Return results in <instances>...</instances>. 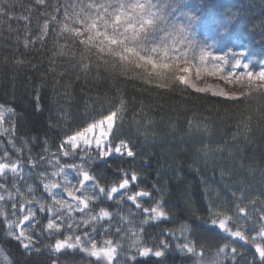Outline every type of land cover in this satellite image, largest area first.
<instances>
[{
  "label": "snow or ice",
  "instance_id": "6c2138e0",
  "mask_svg": "<svg viewBox=\"0 0 264 264\" xmlns=\"http://www.w3.org/2000/svg\"><path fill=\"white\" fill-rule=\"evenodd\" d=\"M184 2L30 0L26 4L24 0H0V47L4 46L2 42L6 37L3 33L7 31L12 37L11 43L16 46L9 49L13 69L34 71L40 77L37 89L44 86L45 75L63 78L68 71H75L84 76L96 73L110 79L140 82L145 88L170 91L173 85L182 84L185 88H195L196 92L213 91L210 87H196L190 81L186 74L190 71L188 65H191L197 76L201 73L219 75L227 68V74L221 79L243 78L254 89L256 96L264 97V67L258 72L250 70L249 63L243 59L244 52H231L230 56L215 55L197 40L194 31L197 16L184 10ZM17 8L20 10L17 11ZM21 47L24 53L20 52ZM25 54L31 58H26ZM4 60L7 62V57ZM65 65L68 67L65 68ZM45 66L46 71H39ZM240 68L247 71L237 72ZM178 72L185 74L177 75ZM27 80L31 86L32 77L27 76ZM213 95L225 96L226 93L216 91ZM35 99L38 103L39 91ZM126 111L127 102L121 96L114 111H109L100 119L93 118L86 126L65 130L55 152L50 151L47 139L38 159L32 156L29 147L28 163L34 171L26 172L19 159L3 150L0 155V180L4 181L0 183V218L7 225L6 236L18 241L26 254L40 251L35 247L33 238L37 228H40L41 235L46 233L58 237L49 248L63 257L59 264H86V258H95L91 264H135L138 257L152 254L160 258L165 255L164 250L168 248L165 241L160 242L164 250L145 246L143 228L133 227L131 212L126 216L119 210V206L127 200L145 214L142 225L152 220L167 219L165 193L153 184V188L161 193L160 199L155 201L154 206L145 207L138 201L144 197L151 199V192L138 190L128 194L131 187H138L140 176L135 171L118 169L121 178L108 187L101 183L104 177L96 172L99 164L114 154L136 156L124 140L115 143L114 122L118 117L122 120ZM14 116L13 108L0 104V136L7 137L8 143L19 155L22 149L15 144V123L11 120ZM256 116V123L264 125V111L257 110ZM146 125L150 127L151 121H147ZM251 126L252 117L248 116L246 122L236 125L237 133L251 132ZM188 128L208 133L207 127L201 129L200 124L192 120L188 121ZM110 133L112 139H109ZM200 150L205 155L224 152L222 146L213 149L207 144ZM61 157L79 162L62 163ZM240 166H244L242 161ZM48 168L51 170H46ZM248 170L254 171L251 167ZM261 171L264 173V169ZM9 175L12 177L11 184L7 182ZM26 177H35L36 183H30ZM121 190H125L124 194L117 197ZM260 191V197L251 198L244 190L239 196L233 192V197L241 201L235 204V211L227 204L215 205L208 201L207 212L211 224L231 236L249 240L256 248L260 264H264V243H261L264 242V184ZM105 200L113 201L117 210L102 206ZM245 200L247 203H243ZM186 204L192 206L190 196ZM249 221L251 226L246 227ZM125 224L127 227L123 226ZM249 231L255 232V235H246ZM167 232L176 235V230L168 229ZM113 234L118 237L115 241L110 238ZM179 235L184 237L185 243L177 247L196 257L193 264H251L229 243L218 246L216 252L207 258L203 246L198 249L196 242L190 238L194 233L187 223L180 225ZM125 240L127 244L123 243Z\"/></svg>",
  "mask_w": 264,
  "mask_h": 264
},
{
  "label": "trees",
  "instance_id": "16d2710c",
  "mask_svg": "<svg viewBox=\"0 0 264 264\" xmlns=\"http://www.w3.org/2000/svg\"><path fill=\"white\" fill-rule=\"evenodd\" d=\"M29 2L24 0L26 4ZM183 7L197 16L194 23L196 38L215 55L230 56L231 52L246 51L243 59L249 63V69L256 71L264 64V0H185ZM203 30L209 35H213L212 31L219 34L222 45L231 52L208 42ZM3 35L6 39L2 42L4 46L0 47V104L15 110L11 120L15 123V144L22 149V153L18 155L8 143V138L0 136V155L6 149L13 158L24 164L26 172L34 171L28 163L29 147L32 156L38 159L47 139L50 151L55 152L65 130L73 126H86L93 118L100 119L109 111H114L122 96L127 102V111L122 120L117 118L115 143L124 140L136 156L124 155L118 159L112 156L100 163L96 172L104 177L101 183L108 187L120 175L118 169L135 171L140 176V182L147 185L142 187L137 184L138 187H131L128 194L138 189L156 193L153 184L165 193L164 206L172 213V218H161L143 225L140 223L145 246L157 250L160 241L168 243L166 233L172 228V221L187 222L193 229L197 243H220L222 237L209 223L205 204V192L219 181H223L225 186L235 185L238 191L244 189L247 195L256 196L253 193L256 192L258 197L261 196L260 189L264 184V173L261 171L264 169V125L256 123V113L257 110L264 111V97L256 96L254 90L250 92L251 95L227 100L193 91L182 84L173 85L172 90L166 91L155 87L145 88L140 82L122 78L110 79L96 73L84 76L75 71H68L63 78L45 75L44 86L37 89L40 77L34 71L13 69L9 49L16 46L11 43L12 37L7 31ZM20 52L24 53L22 47ZM25 55L31 58L29 54ZM253 64H256L255 69L252 68ZM59 70L64 71V68ZM39 71H46V66ZM226 74L227 68L219 76ZM27 76L32 77L31 86ZM37 91L40 94L38 103L35 99ZM248 116L252 117L251 132L240 135L236 125L246 122ZM189 120L200 124L201 129L207 127L208 133L189 130ZM147 121H151L150 127L146 125ZM205 144L213 149L222 146L224 152L205 155L200 150ZM241 161L243 167L240 166ZM61 162L74 161L69 162L68 158L61 157ZM249 167L254 171L250 172ZM26 178L30 183H36L35 177ZM3 182L0 180V183ZM7 182L11 184V176L7 177ZM189 196L191 207L186 204ZM138 202L145 207L153 206L149 198ZM102 206L117 210L113 201L105 200ZM124 209L138 210L127 200L119 206L120 211ZM6 226L3 218H0V254L6 255L11 264H59L63 259L49 248L58 238L55 235H41L42 229L37 228L33 235L37 239L35 247L40 251L26 254L18 241L6 236ZM225 242L237 248L251 264H260L252 258V249L234 246L235 241L231 237H225ZM80 256L84 254L80 253ZM93 260L86 258V264H91ZM194 261L187 255L166 252L160 258L152 254L138 257L135 264H193Z\"/></svg>",
  "mask_w": 264,
  "mask_h": 264
},
{
  "label": "rangeland",
  "instance_id": "374dc122",
  "mask_svg": "<svg viewBox=\"0 0 264 264\" xmlns=\"http://www.w3.org/2000/svg\"><path fill=\"white\" fill-rule=\"evenodd\" d=\"M181 67H184V65H181ZM188 67L190 68V71L186 75L189 77L190 81L193 84L196 85V87H199V88L210 87V88H212L213 91L207 92V94L213 95V92L223 91V92L226 93L225 96H219V95H213V96L222 97V98H225L227 100L228 99L229 100H234L232 97H235V99H237V98H240L241 96H243V95H241V93H250L251 91L254 90V89L249 87L248 81L243 79V78L224 80V79H221L220 78L221 76H219V75H211L209 73H201L199 76H197L195 74V70L192 68V66L188 65ZM262 67H264V64H263ZM244 71H247V70H245V69L237 70V72H244ZM254 72H258V70L254 71ZM184 74L185 73H182V72H178L177 73V75H184ZM257 83H259V82H257ZM190 89L193 90V91H196L195 88H190ZM116 122H117V120L114 122L113 131H114ZM111 135H112V133L109 134V139H111ZM113 156L116 159L121 157L120 154H114ZM68 161L70 162V161H72V159L68 158ZM69 171H70V174L75 176L74 172H72L71 170H69ZM9 176H11V175H9ZM116 178L118 180L121 177H120V175H118V176H116ZM139 182H140V179L137 181V184L138 185L140 184V186H142V187L147 185L146 182H140V183ZM224 184H223V181H221V182L219 181L216 185L211 186L210 189L205 192L206 196L205 195L204 196H205L206 210H207V206H208V201H212L215 205L227 204V206L232 207L233 211H235V204L241 203L240 200H236L233 197V195H232V193L235 192L237 194V196H239L241 191H238V188L235 187V185L225 186ZM222 186H223V188H222ZM138 190H144V189H138ZM138 190H136V191H138ZM241 190H244V189H241ZM144 191H146V190H144ZM124 192H125V190H121L120 193L117 194V197L119 195H123ZM246 192L247 191H245V193ZM151 193H152L151 203H153V206H154L155 201L160 199L161 193L160 192H156V193L151 192ZM253 193L256 194V196H257L256 192H253ZM246 196L248 198H251L254 195H252V194L247 195L246 194ZM145 198H147V197H144V198H141V199H145ZM243 203H247V200L243 201ZM242 206H243V204H242ZM257 206L258 207L260 206L259 203H258ZM121 212H123V214L126 215V216L129 214V212L132 213L131 220L133 221V227L136 228V229L140 228L141 221L143 219H145V214L142 211H140V210H132V209L125 210L124 209ZM168 214H169L168 219L172 218V213L168 212ZM253 215L255 216V214H253ZM208 216H209V214H208ZM163 219H165V218H163ZM152 221H150L149 223H151ZM183 223H187V222H184V221H180V222L172 221V228L171 229L176 230V235H174V236L173 235H169L168 232H167L166 235L169 236V240H168L169 242L168 243L166 241L165 242L168 244V248L166 250L161 249V244H160L159 249L164 250L165 253L166 252H170L172 254L173 253H177L178 255H183V256L187 255L190 258H194V260H196V257L193 254L182 252L177 247L178 244L185 243L184 237L179 235V228H180V225L183 224ZM241 223H244V222L241 221ZM123 226L127 227L126 224L123 225ZM211 226L215 227V229L217 231V234L220 237H222V238L224 237V239L220 238L222 243H221V241H220V243L217 241V242H215L213 244H209L208 242L197 243L195 238H194V236L193 235L190 236V238L196 242V246H197L198 249H200L201 246H203V251H204L205 256L207 258H210L216 252V249H217L218 246L226 243L225 242V237H231L235 241V245L234 246H236V247H241L242 246V248H245V249H248V248L252 249L253 250L252 258H255L254 260L256 261V263H257V261H259V257H258V253L256 252V248L252 245V243L249 240L240 239L238 237L231 236L228 233H225L222 230H220L217 225L211 224ZM250 226H251V221L248 222L246 227H250ZM233 230H235V229H233ZM241 230L245 231V228H242ZM192 231H193V229H192ZM246 235L254 236L255 232H250L249 231V232H246ZM33 238H34V240H37L34 235H33ZM97 238L100 239V237H97ZM110 238L113 239L114 241L116 239H118V237L116 235H114V234L111 235ZM162 239H160V240H162ZM258 242H260V241H258ZM123 243L127 244V241L125 240V241H123ZM261 243H264V242H261ZM0 264H8V259L6 258V255H4L3 253H2V255L0 254Z\"/></svg>",
  "mask_w": 264,
  "mask_h": 264
},
{
  "label": "bare ground",
  "instance_id": "6f19581e",
  "mask_svg": "<svg viewBox=\"0 0 264 264\" xmlns=\"http://www.w3.org/2000/svg\"><path fill=\"white\" fill-rule=\"evenodd\" d=\"M208 28H211V27H208ZM211 31H212V30H211ZM212 32H213V35H209V34L206 33L205 30L202 31V33H203V35H204V38H205L208 42L213 43L214 45H220V46H222V47L224 48V46L222 45L221 40L219 39V34L215 33L214 31H212ZM222 38H223V35H222ZM224 49H226V48H224ZM230 49H232L231 46H230ZM226 51H227V52H231L229 49H226ZM243 52H246V51H243ZM262 66H263V64L260 65V66L257 68V70L259 71V70L261 69ZM252 68L255 69V68H256V64H253V65H252ZM250 70H252V69H250ZM257 70H256V71H257Z\"/></svg>",
  "mask_w": 264,
  "mask_h": 264
}]
</instances>
